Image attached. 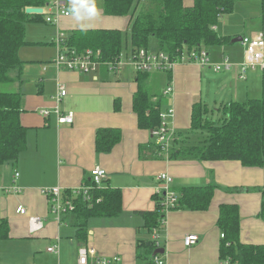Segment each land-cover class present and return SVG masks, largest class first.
Masks as SVG:
<instances>
[{
    "label": "crops",
    "instance_id": "crops-1",
    "mask_svg": "<svg viewBox=\"0 0 264 264\" xmlns=\"http://www.w3.org/2000/svg\"><path fill=\"white\" fill-rule=\"evenodd\" d=\"M184 5L193 7L194 0H184ZM97 9L96 17L79 22L70 16L61 17L57 24L27 25V41L43 45L22 48L19 55L25 64L21 79H17V71L12 73L15 81L10 91L23 95L21 122L27 129V148L17 162L0 165V220H6L10 227L9 239L0 240V264H78L79 251L84 247L77 240L78 228L68 219L69 214L60 223L55 220L42 190L78 189L91 180V173L97 168L107 173L104 185L122 193L119 216L94 217L88 222L87 247L95 249L99 258H119L115 264H151L150 260H138L137 242L153 239L145 229L141 213L155 211L154 196L161 187L157 179L161 173L173 178L177 194L190 187H213L215 190L207 210L176 209L167 214L158 249L165 253L157 255L165 264H229L220 256L222 232L218 220L222 205L238 206L243 244L264 246V220L260 216L264 168L245 167L239 161L158 157L153 133L140 129L138 115L133 109L139 73L130 69L131 63H124L121 70L114 73L107 66L89 74L43 67L44 63L54 64L57 53L47 46L53 45L59 31L69 38L77 30L124 33L130 30L131 17L106 16L102 4ZM261 12L259 2H238L232 15L221 18L216 31L233 40L255 36L262 30ZM233 40L230 44L208 49L212 64H223L229 59L233 64L231 69L216 73L209 67L183 62L161 76L149 75L146 86L152 103L162 101V112L174 111L169 124L177 140L180 139L176 148L198 144L206 137L205 132L191 131L196 104L208 110L218 107L216 114L220 116L225 105L261 97L263 71L250 70L245 79L241 78L240 68L246 61V50ZM129 45L126 41L131 56ZM59 84L68 91L59 109L63 115H74L72 124L59 123L54 112ZM170 86L174 92L165 94ZM44 109L51 111L47 118L40 115ZM207 117L211 119L210 115ZM100 129H119L122 133L120 143L110 154L96 151ZM197 136L199 140L194 142ZM17 173L20 174L18 178ZM14 187H19L21 193L6 191ZM20 207L26 209V215L18 213ZM33 217L40 218L44 224L36 233L31 230ZM187 235L198 236L199 243L187 248L184 245ZM54 245L58 247L57 254L48 252Z\"/></svg>",
    "mask_w": 264,
    "mask_h": 264
},
{
    "label": "trees",
    "instance_id": "trees-1",
    "mask_svg": "<svg viewBox=\"0 0 264 264\" xmlns=\"http://www.w3.org/2000/svg\"><path fill=\"white\" fill-rule=\"evenodd\" d=\"M103 12L111 17H131L130 30L73 31L68 45L79 53L86 50H101L102 61L114 63L120 60L124 44L129 42L131 54L150 48L155 38L161 52L172 61L180 60L187 53L224 46L232 38L221 36L217 27L223 16L234 13L238 2H259L261 4V26L264 28V0H194L193 7H186L184 0H101ZM48 0H0V165L17 162L27 148V129L21 122L23 95L10 91L17 71L21 79L24 62L20 50L32 44L27 41V25L47 23L45 15H28V8H43ZM48 24V23H47ZM139 88L134 96L133 109L138 115L142 130L155 132L161 126L160 114L163 103H152L146 81L150 74L140 73ZM7 85V91L2 87ZM221 111L224 117L212 121L207 117L206 106L196 104L192 114V132L202 131L206 137L194 145L175 147L170 160L191 161H239L245 167L264 168V71L262 94L259 99L246 102H233ZM119 129H100L96 136V151L110 154L120 143ZM180 143V139L176 141ZM155 150L158 157L159 147ZM105 184V182H104ZM94 188L92 202L83 197H74L72 191L65 195L73 200L76 209L68 219L78 228L77 240L87 247L89 242L88 222L94 217H117L122 213V193L110 187ZM85 185L93 186L88 181ZM95 186V185H94ZM213 187H190L178 192V209L205 211L212 202ZM260 216L264 220V189ZM156 209L141 215L145 229L152 236L155 229L159 233L165 228L164 196L155 195ZM98 200H101L98 203ZM218 228L224 235L221 241V260L229 264H264V246L246 245L241 242L240 213L236 205H222ZM10 227L6 220H0V240H8ZM157 242L139 240L137 258L140 261L154 262Z\"/></svg>",
    "mask_w": 264,
    "mask_h": 264
},
{
    "label": "built area",
    "instance_id": "built-area-1",
    "mask_svg": "<svg viewBox=\"0 0 264 264\" xmlns=\"http://www.w3.org/2000/svg\"><path fill=\"white\" fill-rule=\"evenodd\" d=\"M69 0H48L43 9L45 15L46 10V22L48 24H57L61 17H70L71 15L66 14L69 7ZM42 14V15H43ZM216 29V27H214ZM68 36L59 31L57 36L53 40V45L57 49V56L53 60V63L59 71L67 70L80 72L82 74H89L97 72L102 66H107L111 71H120V60L114 63H106L102 61L101 50H86L83 53H79L76 49L71 48L68 45ZM242 46L246 50V61L241 65V78L245 79L247 73L250 70H261L264 71V29H262L255 36H244L241 42ZM131 65L136 73L153 74L157 72H171L173 67L178 63L188 62L196 64L202 68L209 67L214 72L219 73L224 69H231L233 64L229 59L224 60L223 64H212L209 52L206 49L201 51H193L184 54L180 60L172 61L170 56L164 52L156 51L151 52L148 49H141L135 54L131 55ZM174 89L170 86L165 94L173 93ZM68 95L66 87L62 84L58 85L57 94L55 96L56 109L55 114L58 116L59 123L72 124L74 121V115H63L59 109V105L63 99ZM51 114L50 110H41L40 115L47 118ZM174 117L173 110H167L160 114L161 126L153 132L156 138V145L159 147V155L161 157L168 158L172 150L175 148L177 137L175 131L170 127V119ZM20 176L16 174V178ZM107 178V173L102 169H95L91 173V182L95 185H82L78 189L72 191L74 197H83L84 201L92 202L91 192L94 188L103 187L104 181ZM161 183V187L157 190L156 195L164 196L163 205L164 213L167 215L171 211L177 209L178 206V194L173 189V178L165 173H161L157 177ZM8 193H21L19 187H14L12 190H6ZM42 193L48 199L50 204V213L55 217V220L60 223L62 218L76 209L73 200L65 195V191L61 188H47L42 190ZM101 200H98V203ZM18 213L26 215L27 211L24 207L18 209ZM32 233L40 231L44 224L40 218L33 217L30 219ZM166 225V220L164 221ZM153 240L157 242V246L160 247V233L158 229L153 231ZM222 238L224 235L222 234ZM199 243V237L196 235H187L184 239V245L187 248H192ZM50 253H58L57 246H51L48 249ZM119 258H99L96 256V251L93 248L82 247L79 251V262L78 264H115L118 263ZM152 264H165L164 261L156 256Z\"/></svg>",
    "mask_w": 264,
    "mask_h": 264
},
{
    "label": "rangeland",
    "instance_id": "rangeland-1",
    "mask_svg": "<svg viewBox=\"0 0 264 264\" xmlns=\"http://www.w3.org/2000/svg\"><path fill=\"white\" fill-rule=\"evenodd\" d=\"M95 4H96V6L97 7H99V6H101V4H102V1L101 0H95ZM46 14H48V11L46 10V12H45V16H46ZM47 24V23H46ZM251 25H256V24H251ZM251 25H248V26H251ZM33 26H36V25H33ZM264 29V28H263ZM244 34H247V33H244ZM67 35V34H66ZM248 35V34H247ZM26 37H27V39H29V36H27V33H26ZM153 45V46H152ZM47 48L50 50L51 49V51L53 52V51H56V53H57V49H56V47L55 46H53V45H51V46H47ZM157 49H158V43H157V40L155 39V38H152L151 39V41H150V51H152V52H156L157 51ZM203 49H206V48H203ZM206 50H208V49H206ZM131 61H132V59H131V56H130V51H128L127 50V48H126V42H125V44H124V50H123V53H122V56H121V61H120V66H122L124 63H126V62H128L129 64L131 63ZM44 66H47V67H49V66H54L55 68H57L54 64L52 65V63L51 62H49V63H44L43 64V67ZM133 72H135V70H134V68L133 67H131L130 68ZM58 70V69H57ZM112 73H114L115 71H111ZM136 73V72H135ZM154 74V73H153ZM155 74H158V75H155ZM154 74V77L155 76H161L162 74H163V72H157V73H155ZM7 88H9L7 85H4L3 87H2V90L3 91H7ZM153 90H156L155 88H153ZM214 90L212 89V92H213ZM213 103V102H212ZM218 110V107H213V109H211V110H209V115H210V117H211V119L212 120H215V121H217V122H219L221 119H222V116L224 115L223 113H221L220 114V116H218L217 114H216V111ZM214 114V116H212ZM200 136L199 137H201V134H199ZM199 137L197 136V137H195L194 138V142H198V140H199ZM175 190V189H174ZM176 210V209H175Z\"/></svg>",
    "mask_w": 264,
    "mask_h": 264
},
{
    "label": "clouds",
    "instance_id": "clouds-1",
    "mask_svg": "<svg viewBox=\"0 0 264 264\" xmlns=\"http://www.w3.org/2000/svg\"><path fill=\"white\" fill-rule=\"evenodd\" d=\"M69 5L66 14L78 22L92 19L99 14L95 0H69Z\"/></svg>",
    "mask_w": 264,
    "mask_h": 264
},
{
    "label": "water",
    "instance_id": "water-1",
    "mask_svg": "<svg viewBox=\"0 0 264 264\" xmlns=\"http://www.w3.org/2000/svg\"><path fill=\"white\" fill-rule=\"evenodd\" d=\"M43 9L41 8H28L26 10V13L28 15H42L43 14ZM243 40V37H239V38H236L233 40V43H241ZM165 253V250L161 249V250H157L155 252V256L159 255V254H164Z\"/></svg>",
    "mask_w": 264,
    "mask_h": 264
}]
</instances>
